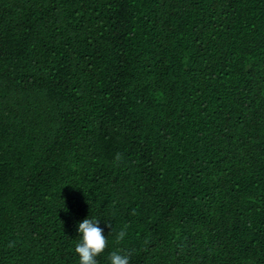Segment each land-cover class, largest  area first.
<instances>
[{
	"label": "trees",
	"instance_id": "16d2710c",
	"mask_svg": "<svg viewBox=\"0 0 264 264\" xmlns=\"http://www.w3.org/2000/svg\"><path fill=\"white\" fill-rule=\"evenodd\" d=\"M87 216L98 264H264V0H0V264Z\"/></svg>",
	"mask_w": 264,
	"mask_h": 264
},
{
	"label": "clouds",
	"instance_id": "9594fccd",
	"mask_svg": "<svg viewBox=\"0 0 264 264\" xmlns=\"http://www.w3.org/2000/svg\"><path fill=\"white\" fill-rule=\"evenodd\" d=\"M68 211V209H67ZM97 218L88 216L76 224L79 240L75 245V252L78 254L79 264H98L97 257L104 252L108 246V234L105 229L111 226ZM126 229H121L117 235V241H123L126 237ZM130 254L127 251L114 250L110 253L109 264H130Z\"/></svg>",
	"mask_w": 264,
	"mask_h": 264
}]
</instances>
